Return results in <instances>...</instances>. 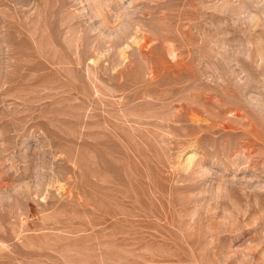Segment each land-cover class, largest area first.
I'll return each mask as SVG.
<instances>
[{"label": "rangeland", "instance_id": "1", "mask_svg": "<svg viewBox=\"0 0 264 264\" xmlns=\"http://www.w3.org/2000/svg\"><path fill=\"white\" fill-rule=\"evenodd\" d=\"M0 264H264V0H0Z\"/></svg>", "mask_w": 264, "mask_h": 264}]
</instances>
